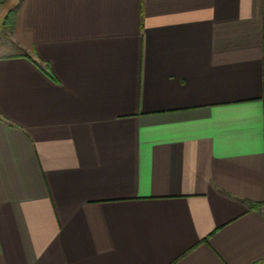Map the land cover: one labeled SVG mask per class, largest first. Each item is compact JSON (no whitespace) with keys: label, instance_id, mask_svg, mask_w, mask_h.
Returning <instances> with one entry per match:
<instances>
[{"label":"crops","instance_id":"crops-1","mask_svg":"<svg viewBox=\"0 0 264 264\" xmlns=\"http://www.w3.org/2000/svg\"><path fill=\"white\" fill-rule=\"evenodd\" d=\"M0 264H264V0H21Z\"/></svg>","mask_w":264,"mask_h":264},{"label":"rangeland","instance_id":"rangeland-1","mask_svg":"<svg viewBox=\"0 0 264 264\" xmlns=\"http://www.w3.org/2000/svg\"><path fill=\"white\" fill-rule=\"evenodd\" d=\"M21 0H5L3 5H0V52L3 50V45L10 38V24H3V19L8 11L16 10Z\"/></svg>","mask_w":264,"mask_h":264},{"label":"trees","instance_id":"trees-1","mask_svg":"<svg viewBox=\"0 0 264 264\" xmlns=\"http://www.w3.org/2000/svg\"><path fill=\"white\" fill-rule=\"evenodd\" d=\"M4 1L5 0H0V5H3ZM14 15H15V11L10 9L3 19V24L11 25L14 20ZM243 202L246 203L250 209H255V210H260L262 204L261 202H254L246 199H243Z\"/></svg>","mask_w":264,"mask_h":264}]
</instances>
